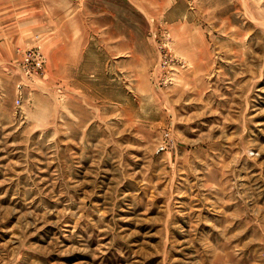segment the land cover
<instances>
[{"label":"rangeland","instance_id":"obj_1","mask_svg":"<svg viewBox=\"0 0 264 264\" xmlns=\"http://www.w3.org/2000/svg\"><path fill=\"white\" fill-rule=\"evenodd\" d=\"M55 2L0 54V264H264V0Z\"/></svg>","mask_w":264,"mask_h":264},{"label":"crops","instance_id":"obj_2","mask_svg":"<svg viewBox=\"0 0 264 264\" xmlns=\"http://www.w3.org/2000/svg\"><path fill=\"white\" fill-rule=\"evenodd\" d=\"M55 6V0H0V54L37 38L40 24L53 21L48 9Z\"/></svg>","mask_w":264,"mask_h":264},{"label":"built area","instance_id":"obj_3","mask_svg":"<svg viewBox=\"0 0 264 264\" xmlns=\"http://www.w3.org/2000/svg\"><path fill=\"white\" fill-rule=\"evenodd\" d=\"M23 63L25 65V70H23L25 75L29 76L32 73L38 74V72H42L44 69L45 57L42 55L39 48L34 47L33 49L26 51ZM21 98L22 96L18 98V104L21 103Z\"/></svg>","mask_w":264,"mask_h":264}]
</instances>
